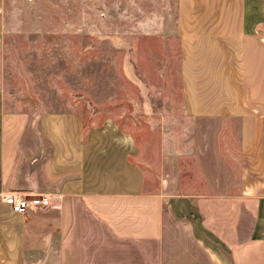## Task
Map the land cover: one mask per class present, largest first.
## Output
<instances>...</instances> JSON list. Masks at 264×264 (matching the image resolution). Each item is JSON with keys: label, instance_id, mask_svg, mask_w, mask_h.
<instances>
[{"label": "crops", "instance_id": "1", "mask_svg": "<svg viewBox=\"0 0 264 264\" xmlns=\"http://www.w3.org/2000/svg\"><path fill=\"white\" fill-rule=\"evenodd\" d=\"M2 2L0 264H264V0H174L144 30L174 44L179 104L148 159L113 118L86 124L5 91ZM128 55L149 120L150 84ZM11 194L51 204L20 215Z\"/></svg>", "mask_w": 264, "mask_h": 264}, {"label": "rangeland", "instance_id": "2", "mask_svg": "<svg viewBox=\"0 0 264 264\" xmlns=\"http://www.w3.org/2000/svg\"><path fill=\"white\" fill-rule=\"evenodd\" d=\"M2 3L7 22L5 91L20 92L25 103L30 95L43 94L53 110L83 112L86 124L113 118L144 145L143 158L156 150L157 125L163 119L171 123V115L179 114L175 48L173 42L147 38L143 32L172 18L174 0ZM128 50L139 78L150 84L155 116L149 120L140 113L137 88L124 75Z\"/></svg>", "mask_w": 264, "mask_h": 264}, {"label": "built area", "instance_id": "3", "mask_svg": "<svg viewBox=\"0 0 264 264\" xmlns=\"http://www.w3.org/2000/svg\"><path fill=\"white\" fill-rule=\"evenodd\" d=\"M4 203L13 213L25 215L29 208L46 207L51 201L47 196L11 194L4 198Z\"/></svg>", "mask_w": 264, "mask_h": 264}]
</instances>
